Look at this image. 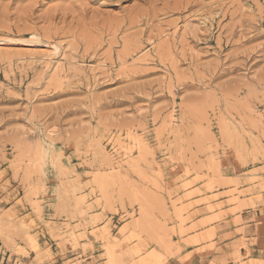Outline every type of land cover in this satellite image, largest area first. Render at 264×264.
<instances>
[{
	"label": "rangeland",
	"instance_id": "374dc122",
	"mask_svg": "<svg viewBox=\"0 0 264 264\" xmlns=\"http://www.w3.org/2000/svg\"><path fill=\"white\" fill-rule=\"evenodd\" d=\"M0 264H264V0H0Z\"/></svg>",
	"mask_w": 264,
	"mask_h": 264
},
{
	"label": "bare ground",
	"instance_id": "6f19581e",
	"mask_svg": "<svg viewBox=\"0 0 264 264\" xmlns=\"http://www.w3.org/2000/svg\"><path fill=\"white\" fill-rule=\"evenodd\" d=\"M112 146L115 147V145H112ZM121 146H122V145H121ZM119 148H120V147H119ZM127 149H128V148H127ZM102 152H103V151H102ZM114 153H115V152H114ZM124 154H125V153H124ZM104 188H105V187H104ZM232 198H233V197H232ZM136 200H137V198H136ZM233 200H234V199H233ZM139 202H140V200H139ZM142 202H143V201H142ZM139 204H140V203H139ZM142 204L145 206L144 203H142ZM142 204H141V205H142ZM144 206H143V207H144ZM143 207L140 206V209H141V210L144 209ZM209 208H210V206H209ZM142 211H143V210H142ZM144 212H146V210H145ZM141 213H142V212H140V215H141ZM143 215H144V213H143V214L141 215V217H139V218L143 219V218H144V217L142 218ZM133 220H134V219H133ZM133 220H132V221H133ZM143 221H144V220H143ZM143 221H141V220H140V221H137V223H136L135 225H136V226H137V225L139 226L140 224L143 225V223H144ZM142 222H143V223H142ZM141 227L143 228V226H140V229H141ZM137 228H138V227H137ZM256 231H257V230H256ZM109 234H110V233H109ZM33 243H34V242H33ZM153 254L156 255L155 253H153ZM235 254H236V253H235Z\"/></svg>",
	"mask_w": 264,
	"mask_h": 264
}]
</instances>
